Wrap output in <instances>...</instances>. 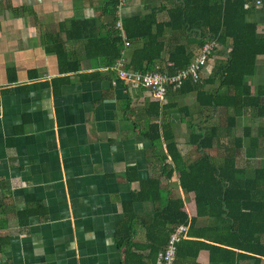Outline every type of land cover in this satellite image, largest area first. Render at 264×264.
<instances>
[{
  "label": "crops",
  "instance_id": "0c3cea01",
  "mask_svg": "<svg viewBox=\"0 0 264 264\" xmlns=\"http://www.w3.org/2000/svg\"><path fill=\"white\" fill-rule=\"evenodd\" d=\"M255 1H248L246 20L264 37V0ZM106 2L0 0V264H122L116 233L125 219L123 205L149 179L160 182L162 203L169 197L181 199L191 217L193 195L182 190L176 171L163 169H173L170 158L158 160L165 144L153 151L142 136L148 123H169L185 165L201 151L192 132L210 129L214 138L207 153L215 164L226 154L235 156L245 180L264 165V55L256 58L245 81L244 100L251 106L198 105V91L233 103L235 93L221 84L218 70L226 62L229 41L218 46L203 69L201 88L169 91L157 101L86 57L87 38L108 31ZM175 2L120 0L117 22L153 12L158 23L167 22ZM85 21L92 24L82 31L79 25ZM163 43L155 63L162 68L170 66L169 53L177 44L187 45L193 57L200 50L185 32L165 30ZM56 46L63 47L65 57L61 52L59 59ZM139 46L124 49L127 62ZM132 210L131 241L144 246L153 204L133 202ZM210 224L199 218L194 227ZM137 254L153 264L148 249ZM186 264H209V254L202 250Z\"/></svg>",
  "mask_w": 264,
  "mask_h": 264
},
{
  "label": "trees",
  "instance_id": "16d2710c",
  "mask_svg": "<svg viewBox=\"0 0 264 264\" xmlns=\"http://www.w3.org/2000/svg\"><path fill=\"white\" fill-rule=\"evenodd\" d=\"M175 1L173 8L168 11L167 22L158 23L154 12L143 18L120 22L129 46L140 43L139 47L132 50L126 68L139 72L152 70L164 50L165 30L171 33H190L199 47L206 38L215 39L219 45L229 41L230 51L226 62L218 70L221 84L232 88L235 93L233 103L225 104L217 94L208 95L198 91V105L203 109L224 106L234 110L238 109V103L240 108L251 106V103L244 100L248 95L245 81L254 72L256 58L264 55V37L258 34L255 24L246 20L247 10L244 5L249 0ZM119 2L107 0L103 15L109 19L108 31L87 38L85 45L86 57L99 60L105 67L111 66L120 57L124 46L115 28ZM91 24V21H85L79 27L86 31ZM54 52L60 59L63 47L56 46ZM62 55L65 57L64 52ZM192 59L187 45H175L169 53L168 72L174 74L186 68ZM197 86L187 81L180 90L174 92L183 94L201 88ZM199 97L207 102L200 101ZM155 109L158 112V105H155ZM153 116L157 118L158 114ZM141 134L149 141L153 151L161 149L162 144H165L163 156H155L162 163L170 158L173 169L170 166L163 169L169 168L170 174L173 170L177 172L182 190L193 195L194 210L190 217L183 201L178 198L169 197L162 203L160 182L157 179L141 182L132 201L123 205L125 219L118 225L116 233V244L123 256L122 264H146L143 256L137 254L140 249H148L149 258L153 257L155 261L157 254L166 245L170 232L179 225L187 226L188 230L186 239L177 246L174 264L194 262L202 250L208 252L209 264H260L264 258V165L255 172L252 179L245 180L241 178L242 172L235 167V156L226 154L221 164H215L207 153L213 143V129L197 134L192 132L194 144L201 151L199 157L188 165L184 164L177 149L169 123H148ZM133 202L153 204L152 218L146 225L144 246L131 241L135 221ZM199 218H208L214 224L195 229Z\"/></svg>",
  "mask_w": 264,
  "mask_h": 264
},
{
  "label": "built area",
  "instance_id": "2783aa9c",
  "mask_svg": "<svg viewBox=\"0 0 264 264\" xmlns=\"http://www.w3.org/2000/svg\"><path fill=\"white\" fill-rule=\"evenodd\" d=\"M255 4H260L259 0ZM249 8V2L244 5V9ZM115 28L118 30L119 36L122 38L124 46L120 52V57L109 67L107 71L111 72L115 79L122 82L128 87H140L149 91L153 99L161 101L169 91H178L183 84L191 81L195 85H200L202 82V71L212 58L214 52L218 48V42L213 38H206L200 47L198 54L193 57L190 64L174 74L168 72V67L162 68L155 65L152 70L146 72L133 71L127 69V60L124 57V49L129 47V42L125 40L123 30L119 22ZM187 226L179 225L170 232L166 245L157 254L154 264H174L177 246L186 238Z\"/></svg>",
  "mask_w": 264,
  "mask_h": 264
}]
</instances>
